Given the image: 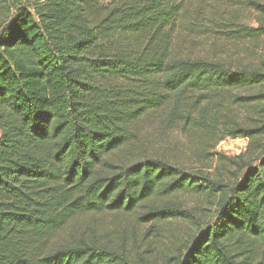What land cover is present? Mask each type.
<instances>
[{"label": "trees", "instance_id": "obj_1", "mask_svg": "<svg viewBox=\"0 0 264 264\" xmlns=\"http://www.w3.org/2000/svg\"><path fill=\"white\" fill-rule=\"evenodd\" d=\"M184 3L0 0V264H153L173 222L199 224L173 264H264V58L174 52ZM152 128L250 147L225 179L144 155Z\"/></svg>", "mask_w": 264, "mask_h": 264}, {"label": "rangeland", "instance_id": "obj_2", "mask_svg": "<svg viewBox=\"0 0 264 264\" xmlns=\"http://www.w3.org/2000/svg\"><path fill=\"white\" fill-rule=\"evenodd\" d=\"M253 1L264 4V0ZM184 5L185 13L174 52L192 58L222 61L232 67L258 66L261 63L264 58V40L252 41L241 38L234 32L237 26L257 27L259 21L264 23V15L252 6L250 0H185ZM7 14L8 11L0 6V25ZM238 115L240 118L246 116L244 111H239ZM249 142L246 138H227L212 148L201 135L152 128L146 132L140 151L144 155L162 156L186 168L203 169L228 179L230 173L225 170V166L231 167L229 158L240 154L247 156ZM194 201L191 198L190 202ZM199 213L203 217L202 224L209 221L212 211L204 209L199 210ZM196 219L197 217L194 218ZM105 221H109V218ZM125 225L129 246L134 223L126 220ZM198 226L199 224L173 222L170 225L172 234L158 241L151 237L149 241L153 242L150 243L148 254L153 264H170L174 258L171 263L173 264L182 250V243L197 231ZM148 229L145 228L142 233H134L138 238L137 243L133 244L135 249L141 251L143 242L140 239Z\"/></svg>", "mask_w": 264, "mask_h": 264}]
</instances>
